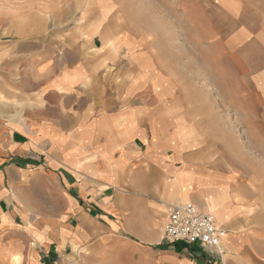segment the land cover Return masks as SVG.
Masks as SVG:
<instances>
[{"label":"crops","instance_id":"0c3cea01","mask_svg":"<svg viewBox=\"0 0 264 264\" xmlns=\"http://www.w3.org/2000/svg\"><path fill=\"white\" fill-rule=\"evenodd\" d=\"M37 1L76 12L77 27H124L123 63L102 67L84 51L65 61L57 46L30 51L24 73L0 67V264H225L198 243L162 240L169 208L186 201L214 215L234 237L228 263L242 262L264 233V2L189 9L199 39L232 28L213 42L236 50L214 55L226 84L223 67L239 72L230 97H213L164 63L147 29L162 25L161 0ZM10 54L0 58L25 57Z\"/></svg>","mask_w":264,"mask_h":264},{"label":"rangeland","instance_id":"374dc122","mask_svg":"<svg viewBox=\"0 0 264 264\" xmlns=\"http://www.w3.org/2000/svg\"><path fill=\"white\" fill-rule=\"evenodd\" d=\"M35 1L0 0V56H8L12 52H19V56H25L20 57L21 59L0 58V67H13L17 74L24 73L23 68L27 66L26 62L29 60L27 57L30 51L55 50L58 48L57 46H60L58 49L61 51H65V61L67 58L69 60L73 56H77L79 51H84L88 58L98 55L97 61H100L102 67L108 65L110 67L122 66L123 60L117 59L122 50L121 44L115 42L114 36L123 31L124 27L117 25L113 27H77L75 25L76 19H81V17L78 18L76 12L67 14L62 7L53 5L42 10L39 5L33 4ZM150 1L152 2V0H148V2ZM211 1L213 3H204L208 7L211 6L209 8H212V12L216 13L219 3L214 2V0ZM158 3L157 6L152 5L155 9L157 8V23H162V25H152L147 29L153 34L160 50L164 52V63L167 68L174 75H177L176 77L180 82L195 84L196 91L201 94L202 91L198 90L199 88L202 90L209 89L213 94L212 96L216 97L215 95L219 93L215 90L217 88L222 92L225 89L223 95L230 97L226 88H233L232 85L235 80L231 81V77L237 75L239 68L233 65H229L227 68L223 67L222 70L226 71L225 74L229 76L228 84H226L227 81L224 82L219 76L220 61L215 58L214 52L223 49L225 52L233 53L236 49L221 48L219 42L213 41L220 35L226 36L232 28L227 26L212 27L219 34L206 40L199 39L196 37L195 28L188 23L189 9L194 8V6L198 7L201 4L198 0H161ZM84 13L86 15L84 14L85 17L82 19L85 22L90 19L91 12ZM104 17L107 18L108 15L106 14ZM39 20H46L47 22L51 20V25H34ZM28 22L31 23L30 26L27 24ZM94 35L97 36L93 40ZM200 40H205V42L202 43ZM106 52H111V59L115 58V60L104 58ZM259 212L253 210L252 216H258L257 213ZM232 238L234 237L225 235L226 241ZM240 241H244V236L237 235L236 244L238 247L241 246ZM212 254L219 257L221 261L224 260L225 264H229L225 253L222 256ZM241 257L243 261L239 259L242 262H238V264H264V233L256 230L255 235H252L251 248H245ZM13 259L14 264L18 263V260L21 264V257L17 256V259Z\"/></svg>","mask_w":264,"mask_h":264},{"label":"built area","instance_id":"2783aa9c","mask_svg":"<svg viewBox=\"0 0 264 264\" xmlns=\"http://www.w3.org/2000/svg\"><path fill=\"white\" fill-rule=\"evenodd\" d=\"M225 230L217 225L211 212L199 210L192 202L173 204L162 224V240L169 244L198 243L202 248L222 256Z\"/></svg>","mask_w":264,"mask_h":264},{"label":"bare ground","instance_id":"6f19581e","mask_svg":"<svg viewBox=\"0 0 264 264\" xmlns=\"http://www.w3.org/2000/svg\"><path fill=\"white\" fill-rule=\"evenodd\" d=\"M247 2V1H246ZM251 5V4H250ZM148 15V14H147ZM29 82V81H28ZM258 164V163H257ZM261 222V221H260ZM13 258H16L17 259V256H13ZM5 260V259H4Z\"/></svg>","mask_w":264,"mask_h":264}]
</instances>
